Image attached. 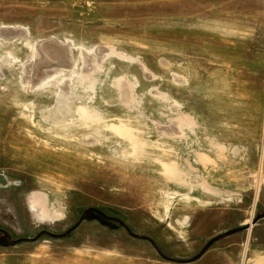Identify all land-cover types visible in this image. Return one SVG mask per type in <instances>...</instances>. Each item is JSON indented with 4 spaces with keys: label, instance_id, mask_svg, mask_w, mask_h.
Wrapping results in <instances>:
<instances>
[{
    "label": "rangeland",
    "instance_id": "374dc122",
    "mask_svg": "<svg viewBox=\"0 0 264 264\" xmlns=\"http://www.w3.org/2000/svg\"><path fill=\"white\" fill-rule=\"evenodd\" d=\"M262 213L264 0H0V264H264L169 259Z\"/></svg>",
    "mask_w": 264,
    "mask_h": 264
},
{
    "label": "water",
    "instance_id": "95a60500",
    "mask_svg": "<svg viewBox=\"0 0 264 264\" xmlns=\"http://www.w3.org/2000/svg\"><path fill=\"white\" fill-rule=\"evenodd\" d=\"M53 41H55L56 42V40H54V39H50V40H48V41H45L42 45H41V48H42V51H44V49H45V45L46 44H51V43H53ZM57 43V42H56ZM60 46V45H59ZM51 61H53V60H51V59H44V61H42L41 63L42 64H46V63H51ZM55 61H57L58 63H65V61L63 60V58H56L55 59ZM262 218H264V213H262V214H258L255 218H253L252 220H251V223H246L245 225H243V226H240V227H236V228H234V229H231L229 232H238V231H242V230H246V229H249L253 224H256V222L258 221V220H260V219H262ZM79 225V223H77L73 228H75V227H77ZM7 233V232H6ZM42 233V232H41ZM40 233V234H41ZM228 233V231L226 232V233H222V234H219V235H216V236H214L213 238H211L206 244H205V246L201 249V251L195 256V257H193V258H189V259H178V258H170L169 257V259H171V260H175V261H179V262H190V261H193V260H196V259H198V258H200L206 251H207V249L216 241V240H218L220 237H222L223 235H225V234H227ZM40 234L39 235H37L36 237H35V239L36 238H38L39 236H40ZM63 235H64V233H62ZM62 234H60V235H62ZM7 235H8V237L10 238V241H11V243H16V240H14V239H12V237H11V235H9L8 233H7ZM51 235L52 236H57V235H59V234H55V233H51ZM160 251V250H159ZM162 253V252H161Z\"/></svg>",
    "mask_w": 264,
    "mask_h": 264
},
{
    "label": "flooded vegetation",
    "instance_id": "af4514ba",
    "mask_svg": "<svg viewBox=\"0 0 264 264\" xmlns=\"http://www.w3.org/2000/svg\"><path fill=\"white\" fill-rule=\"evenodd\" d=\"M96 212V213H98V214H100L101 216H103L105 219H106V221L107 222H111L112 220H114V221H118L119 223H120V225H122V226H124L125 228H127L128 229V227L121 221V220H119V219H117V217H114V216H112V215H108L107 213H101L99 210H97V209H89V210H85L81 215H80V217H79V219L75 222V224L74 225H72L66 232L67 233H70L71 231H73L74 229H76V228H78L80 225H81V223L85 220V218L87 217V215H88V213L89 212ZM89 216V215H88ZM77 223H79V225L77 226V227H75V228H73ZM7 232V231H6ZM5 232V229L4 228H0V239H2V240H5V239H9L10 240V238L8 237V235H7V233ZM43 234H45V233H42L38 238H36V240L37 239H39ZM36 236V235H35ZM35 236L34 237H31V238H29V239H34L35 238ZM24 239V238H23ZM25 239H28V238H25ZM0 242H1V240H0ZM11 242V241H10ZM152 242V241H151ZM153 243V242H152ZM154 244V243H153ZM155 245V244H154ZM156 246V245H155ZM158 249V248H157ZM158 251H159V249H158ZM160 252V251H159Z\"/></svg>",
    "mask_w": 264,
    "mask_h": 264
},
{
    "label": "trees",
    "instance_id": "16d2710c",
    "mask_svg": "<svg viewBox=\"0 0 264 264\" xmlns=\"http://www.w3.org/2000/svg\"><path fill=\"white\" fill-rule=\"evenodd\" d=\"M1 228V227H0ZM5 232H6V230H5ZM229 233H232V232H228L227 234H229ZM226 235V234H225ZM224 236V235H223ZM222 236V237H223ZM221 238V237H220ZM3 239V238H2ZM2 239H0L1 240V244H2V242H3V240ZM217 241V240H216Z\"/></svg>",
    "mask_w": 264,
    "mask_h": 264
},
{
    "label": "bare ground",
    "instance_id": "6f19581e",
    "mask_svg": "<svg viewBox=\"0 0 264 264\" xmlns=\"http://www.w3.org/2000/svg\"><path fill=\"white\" fill-rule=\"evenodd\" d=\"M46 59V58H45Z\"/></svg>",
    "mask_w": 264,
    "mask_h": 264
}]
</instances>
